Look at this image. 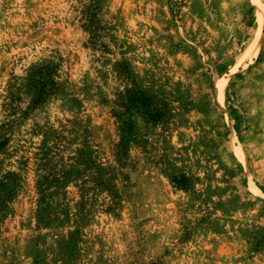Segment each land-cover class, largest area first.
Masks as SVG:
<instances>
[{"label": "rangeland", "instance_id": "374dc122", "mask_svg": "<svg viewBox=\"0 0 264 264\" xmlns=\"http://www.w3.org/2000/svg\"><path fill=\"white\" fill-rule=\"evenodd\" d=\"M0 264H264V0H0Z\"/></svg>", "mask_w": 264, "mask_h": 264}, {"label": "bare ground", "instance_id": "6f19581e", "mask_svg": "<svg viewBox=\"0 0 264 264\" xmlns=\"http://www.w3.org/2000/svg\"><path fill=\"white\" fill-rule=\"evenodd\" d=\"M253 52H247L245 56L241 59V62L246 61L247 59L251 58L253 56Z\"/></svg>", "mask_w": 264, "mask_h": 264}]
</instances>
